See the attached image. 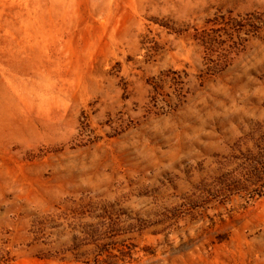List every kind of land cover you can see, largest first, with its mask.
Masks as SVG:
<instances>
[{"label":"rangeland","instance_id":"1","mask_svg":"<svg viewBox=\"0 0 264 264\" xmlns=\"http://www.w3.org/2000/svg\"><path fill=\"white\" fill-rule=\"evenodd\" d=\"M0 264H264V0H0Z\"/></svg>","mask_w":264,"mask_h":264}]
</instances>
